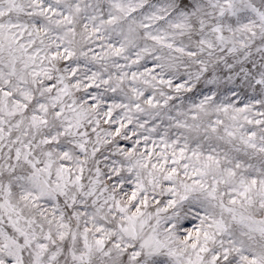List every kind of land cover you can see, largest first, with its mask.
<instances>
[{
    "label": "snow or ice",
    "instance_id": "6c2138e0",
    "mask_svg": "<svg viewBox=\"0 0 264 264\" xmlns=\"http://www.w3.org/2000/svg\"><path fill=\"white\" fill-rule=\"evenodd\" d=\"M0 264H264V0H0Z\"/></svg>",
    "mask_w": 264,
    "mask_h": 264
}]
</instances>
